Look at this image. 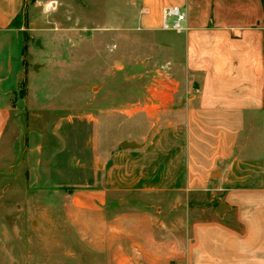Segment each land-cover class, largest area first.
<instances>
[{
  "label": "crops",
  "instance_id": "obj_1",
  "mask_svg": "<svg viewBox=\"0 0 264 264\" xmlns=\"http://www.w3.org/2000/svg\"><path fill=\"white\" fill-rule=\"evenodd\" d=\"M27 3L0 0V146L20 76L22 55L17 53L14 66L19 49L14 46L20 44ZM125 5L116 27L164 35L169 34L162 26L164 9L186 11L187 30L171 34L174 41L167 46L174 59L182 55L171 65L179 78L166 83L171 87L172 81L173 92L167 87L148 104L157 111L136 114L147 123L145 141L125 137L105 148L98 117L86 114L77 118V132L69 124L66 135L50 139L49 156L48 141L44 145L31 135L25 159L31 181L48 167L50 186L88 188L83 194L89 201L81 205L95 207L108 194L122 202L133 192L209 189V177L220 171L211 188L220 199L214 215L193 220L187 234L175 235L177 248L149 245L155 256L147 263L264 264V0H125ZM109 116L110 122L130 123L135 115ZM123 142L137 146L123 148Z\"/></svg>",
  "mask_w": 264,
  "mask_h": 264
},
{
  "label": "rangeland",
  "instance_id": "obj_2",
  "mask_svg": "<svg viewBox=\"0 0 264 264\" xmlns=\"http://www.w3.org/2000/svg\"><path fill=\"white\" fill-rule=\"evenodd\" d=\"M49 3L54 10L45 12ZM125 7V0H28L14 46V66L22 55L20 76L0 146V264H148L155 256L149 245L177 248L175 235L215 213L220 199L211 188L220 171L209 177V189L133 192L122 202L108 194L95 207L81 205L88 188L50 186L48 167L31 181L25 164L31 135L48 141L49 156L50 139L66 135L69 124L77 132V118L86 114L98 117L103 147L125 137L145 141L147 123L136 114L157 111L148 104L167 87L173 92L172 81L166 83L179 78L171 65L182 58L167 49L175 31L116 27ZM113 111L135 116L130 123L110 122Z\"/></svg>",
  "mask_w": 264,
  "mask_h": 264
},
{
  "label": "built area",
  "instance_id": "obj_3",
  "mask_svg": "<svg viewBox=\"0 0 264 264\" xmlns=\"http://www.w3.org/2000/svg\"><path fill=\"white\" fill-rule=\"evenodd\" d=\"M187 13L180 7L169 6L163 11V29L183 32L187 30L185 24Z\"/></svg>",
  "mask_w": 264,
  "mask_h": 264
},
{
  "label": "water",
  "instance_id": "obj_4",
  "mask_svg": "<svg viewBox=\"0 0 264 264\" xmlns=\"http://www.w3.org/2000/svg\"><path fill=\"white\" fill-rule=\"evenodd\" d=\"M37 44H39L40 46H41V44H40V39H38L37 40ZM121 146L123 147V148H130V147H135V146H137V144L135 143V142H123L122 144H121ZM223 207V205H220V207H219V209H221Z\"/></svg>",
  "mask_w": 264,
  "mask_h": 264
},
{
  "label": "clouds",
  "instance_id": "obj_5",
  "mask_svg": "<svg viewBox=\"0 0 264 264\" xmlns=\"http://www.w3.org/2000/svg\"><path fill=\"white\" fill-rule=\"evenodd\" d=\"M50 8H52L53 10H54V8H53V5L51 4V3H49V4H47V5H45V12H47L48 11V9H50Z\"/></svg>",
  "mask_w": 264,
  "mask_h": 264
}]
</instances>
